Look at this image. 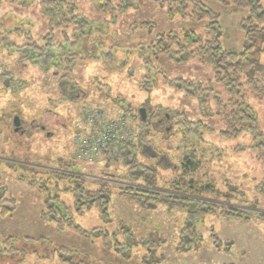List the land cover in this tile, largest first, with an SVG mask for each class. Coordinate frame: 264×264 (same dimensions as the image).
Here are the masks:
<instances>
[{"label": "rangeland", "instance_id": "rangeland-1", "mask_svg": "<svg viewBox=\"0 0 264 264\" xmlns=\"http://www.w3.org/2000/svg\"><path fill=\"white\" fill-rule=\"evenodd\" d=\"M46 1L21 7L0 0V240L15 238L21 250L0 255V264H63L60 247L83 264H264V96L246 97L256 120L251 131L225 137L231 100L213 69L152 49L168 33L204 36L209 21H171L151 0H109L110 12L96 11L93 0H64L86 27L52 34L41 12ZM201 1L220 16L225 49L254 45L248 54L264 81V35L247 41L240 28L248 11ZM28 44L47 48L54 62L24 58ZM189 80L197 83L194 90L179 88ZM92 109L124 124V133L91 163L79 158L76 134L89 132ZM52 172L82 177L93 190L109 184V217L103 220L95 208L76 212L68 193L59 195L67 210L43 220L48 210L39 180ZM125 188L170 202L146 209L123 196ZM211 209L216 213L208 214ZM71 221L87 232L117 233L124 245L106 250L98 234L69 229Z\"/></svg>", "mask_w": 264, "mask_h": 264}, {"label": "trees", "instance_id": "trees-1", "mask_svg": "<svg viewBox=\"0 0 264 264\" xmlns=\"http://www.w3.org/2000/svg\"><path fill=\"white\" fill-rule=\"evenodd\" d=\"M34 1L7 0L9 4L21 7L31 6ZM151 1L165 8L167 17L171 21L177 18L189 19L194 22L209 21L204 36L198 35L194 30L183 31L182 33H168L162 35L156 44L152 46V49L172 58L180 56L181 58L185 57L186 60L194 59L203 65L211 67L215 73L216 82L223 84L227 88L231 100L229 103L230 109L223 116L226 128L222 133L223 136L235 138L242 133L251 131L248 125L255 124L256 120L250 105L246 101V97L248 94L259 98L264 96V81L257 78V75L263 72V69L260 66L258 67L259 62L248 54V50L254 45H250L243 51L225 49L222 44L220 16L201 0ZM217 2L223 5H231L234 10L248 11V17L242 20L240 24L241 30L247 36V41H251V39L259 40L264 35V5L262 4V0H217ZM93 5L96 11L110 12L111 10L109 0H93ZM75 9L73 5L68 4L64 0H49L43 2L41 5V12L43 17L48 21L52 34L56 30L71 26L86 27L84 25L87 22L75 15ZM75 43L72 46H76ZM48 46L54 48L51 43ZM25 47L24 58L28 60L33 54L37 55L47 65L55 60L53 53L45 47L30 44ZM172 47H176L177 51ZM178 84L179 88L192 91L195 89L194 85L197 83L189 80L180 81ZM225 107L227 108V105H224ZM187 123L190 126H196L199 130L211 131L208 127L201 126L200 123H190V121ZM261 149L260 157L264 160V146ZM65 166L69 170L68 172H70L72 168L70 164ZM45 176L44 179L39 180V184L41 185L40 191L45 196V204L48 210L47 214L43 213V220L49 221L50 216L53 217V214L63 212L64 209L67 210L64 203L60 201L59 195L68 193L73 195L75 200L74 210L76 212L83 213L85 209L95 208L103 220L109 217L110 201L113 195L109 184L98 182V188L93 190L87 187L86 179L74 174L52 172ZM177 192L183 193L182 191ZM179 193L177 194L181 195ZM121 194L128 198H134L141 207L146 209L154 208L161 203L170 202L169 199L162 198L156 192L137 188L122 189ZM215 213L216 209H211V213L208 212V214ZM221 214H225V216L235 215L222 210ZM235 216L240 217L241 215ZM63 226L60 224V227L63 228ZM69 229L86 236L98 234L102 238L103 247L109 251L119 250L117 245H124L118 241L117 233L111 234L107 229L98 228L93 232H87L72 221L69 224ZM125 235L134 238L129 231ZM218 238L217 240L219 241L220 239ZM40 241L43 242L44 240ZM15 243L16 239L12 237L4 241L0 240V255L13 257L19 253L20 249L14 246ZM56 252L63 264H83L80 261L76 262L74 260L75 255L71 249L60 247L56 249Z\"/></svg>", "mask_w": 264, "mask_h": 264}, {"label": "built area", "instance_id": "built-area-1", "mask_svg": "<svg viewBox=\"0 0 264 264\" xmlns=\"http://www.w3.org/2000/svg\"><path fill=\"white\" fill-rule=\"evenodd\" d=\"M86 128L88 133L76 134L79 158L94 162L103 151L111 152L124 133V124L119 121H107L99 109L88 111Z\"/></svg>", "mask_w": 264, "mask_h": 264}, {"label": "water", "instance_id": "water-1", "mask_svg": "<svg viewBox=\"0 0 264 264\" xmlns=\"http://www.w3.org/2000/svg\"><path fill=\"white\" fill-rule=\"evenodd\" d=\"M141 117H142V120H146V112H145V109H141ZM14 125L16 128H19L21 126V121H20V118L19 117H16L15 120H14Z\"/></svg>", "mask_w": 264, "mask_h": 264}]
</instances>
